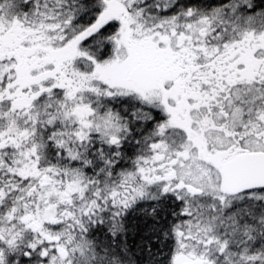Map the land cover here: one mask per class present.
Returning a JSON list of instances; mask_svg holds the SVG:
<instances>
[{"label":"snow or ice","instance_id":"snow-or-ice-1","mask_svg":"<svg viewBox=\"0 0 264 264\" xmlns=\"http://www.w3.org/2000/svg\"><path fill=\"white\" fill-rule=\"evenodd\" d=\"M0 264H264V0H0Z\"/></svg>","mask_w":264,"mask_h":264}]
</instances>
